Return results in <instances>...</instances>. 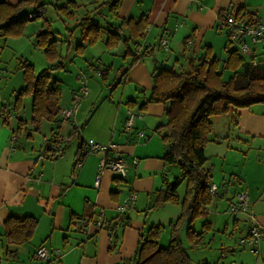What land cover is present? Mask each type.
Here are the masks:
<instances>
[{
    "label": "crops",
    "instance_id": "0c3cea01",
    "mask_svg": "<svg viewBox=\"0 0 264 264\" xmlns=\"http://www.w3.org/2000/svg\"><path fill=\"white\" fill-rule=\"evenodd\" d=\"M4 1L15 4L18 0ZM44 1L54 2L60 6L68 0ZM73 1L77 4L75 7L72 3L66 4V12L72 13L70 17L63 12L59 16L54 9H51L50 14L48 7L45 6L44 19L56 31L55 36L62 40L60 49L63 48L65 51L63 53L59 49L61 59L63 62L69 59L74 63L80 71L79 75L99 70L101 78L100 72L108 68L106 79H101L102 84L97 88V98L106 92L107 86L113 85V79L110 78L112 62L105 63L103 57L119 44L117 47L107 49L104 43L106 36L101 35L95 44L87 46L83 53L76 54L74 46L84 42L81 38V29L78 33L80 41L74 44L72 37L77 30L75 24L81 14L101 2L110 4L116 0ZM118 2L116 15H113L107 6L103 8L105 18L117 25L121 18L147 15L146 34L139 39L138 50L151 49L152 64L154 57L166 67H176L178 64L186 63L189 58H197L203 52L201 49L203 45L211 46L213 54L218 58L214 48L224 50V58H219L222 64L226 58V34L220 23L227 13L235 12L240 6H244L256 21L264 23V0H118ZM30 10L27 8L23 12ZM54 21L61 23V29L57 28ZM40 26L41 29L38 31L44 29L45 25ZM162 41L166 43L162 44ZM260 41H264V33L255 43ZM33 45L39 48L36 45V38ZM124 49L123 45L121 50L114 52L115 55L121 56L119 66L130 59L123 57ZM253 49L254 52L248 54L249 58L264 60V57L257 55V49ZM221 50L218 54H222ZM145 57L136 62L125 74L126 78L127 75L130 78V85L124 81L120 90L119 86H115L109 93L111 99L96 105L94 97L96 90L94 92L92 90L88 92L90 97L86 96V99L80 102L69 119L59 122L43 120L38 130H34L31 122V104L29 114L26 113L27 105L23 103L24 100L19 111H15L14 100L7 101V95L0 91V108L5 107L3 118L5 117L7 122V124L2 122L0 111V264H132L131 258L138 245L140 233L145 232L151 225L164 226L159 242L168 243L167 225L180 215V205L164 202L154 208H147L154 203L157 191L165 186L164 180H172L180 170L174 171V166L164 164L163 155L167 146L155 129L157 124L166 122L165 106L161 103L148 102L145 108L139 109L140 104L146 102L150 94L152 80L146 76L143 81L138 71L132 76V69ZM24 60L34 63L27 58ZM44 64L42 69L46 68L49 62L45 59ZM78 76L76 75L77 78ZM52 79H55L61 88L59 82L62 79L58 76ZM138 86L143 87L142 99L138 95ZM76 91L77 88L71 85L70 95H66L61 88L59 107L69 106ZM116 92L118 99L117 104H114ZM128 100L133 102L127 103ZM129 113L134 114L133 125L125 131V121ZM18 120H21L20 125ZM212 124L213 129L204 148L206 161L203 167L210 181L220 187L211 203L206 206L205 217L199 229L194 227L195 221L193 222L196 231L201 229L205 221L210 222L211 228L204 233L202 241L197 245L190 244L184 234V228L180 232V238L184 234L189 243L188 247L183 244L187 251L189 248L197 249L211 244H215V247L221 250V254L212 260H209L210 256L201 255L197 264H229V256L232 257L230 262L235 263L234 252L245 248L240 244V239L247 234L251 215L264 234V171L260 173L262 177L259 178L237 168V162L245 158L251 146L264 151V103L240 108L235 114L232 112L212 117ZM53 133H56L57 143L62 147V152L49 157L43 143ZM87 138L100 143H113L107 156L116 154L123 156L127 162L126 175L121 177L110 168H100V161L104 156L102 152L86 154L81 165L76 166L78 142ZM239 153L242 156H239ZM134 159L137 160L136 163ZM97 175H100L99 180L96 179ZM239 191L246 192L247 206L234 212L230 206L237 201L236 194ZM185 192L186 181H182L177 187L180 199L184 197ZM100 209L104 213V219L111 226L118 216L128 217L127 224H119L114 228L116 243L107 228L98 227L94 222L85 223V219H90ZM11 215H30L36 218V227L28 241L21 244L6 241L5 221ZM181 240L183 243L182 238ZM262 240L264 237L255 243L254 250L249 246V252L241 250L237 257L247 259L242 260L241 264H264ZM40 245H44L50 252L48 260L34 256ZM251 256L252 261L249 259ZM191 264H195L192 258Z\"/></svg>",
    "mask_w": 264,
    "mask_h": 264
},
{
    "label": "trees",
    "instance_id": "16d2710c",
    "mask_svg": "<svg viewBox=\"0 0 264 264\" xmlns=\"http://www.w3.org/2000/svg\"><path fill=\"white\" fill-rule=\"evenodd\" d=\"M67 3H72L74 7L77 5L73 0H68L60 6L44 0H18L15 4L1 0L0 36L22 35L26 23L39 16L30 17L29 13L43 8L42 15H45V6L48 4L53 6L57 15L60 16L63 12L70 17L72 13L66 12ZM106 6L113 15H116L119 2L118 0L110 4L101 2L78 18L75 26L80 27L84 42L77 43L74 51L76 54L83 53L87 46L95 44L100 39L102 30H106L104 43L107 49L114 48L122 42L125 48L123 57H130V59L119 66L118 76L113 81V84L116 82L115 85H117L136 62L145 56L152 55L151 49L138 50L139 39L146 34L148 18L145 14H141L138 18H121L119 23L114 25L108 22L102 12ZM27 8L31 10L23 12ZM227 14H233L236 18H245L250 23L258 22L244 6ZM222 29L226 34V58L222 64L209 45L201 47L203 52L197 58H189L186 63L178 64L176 67H166L153 57L150 94L146 102L140 104L139 109L145 108L148 102L161 103L165 106L166 122L157 124L155 129L167 146L163 155L164 164L178 163L180 173L172 180H164L165 186L157 191L154 203L147 209L164 202H172L180 205L181 212L167 225L169 239L166 245H161L159 242L164 229L163 225H151L145 232L140 233L138 245L131 258L132 264H191V257L182 243L180 232L182 228L185 229L184 234L192 246L202 241L204 233L210 230L211 224L205 221L201 229L196 231L193 228V222L204 214L206 206L211 203L220 187L217 184L215 192L209 191L212 182L203 167L206 161L204 148L213 129L212 117L232 112L235 114L240 108L264 103V60L247 59L235 44H230L227 30ZM55 35L56 31L50 27L49 23L35 34L36 45L49 62L46 68L35 72L34 65L24 59L20 60L19 64L24 85L15 95L13 110L19 111L23 97L31 96V122L34 130H38L43 120L53 122L63 120L59 107L61 88L51 77L52 70L62 68L64 65L59 53L62 40ZM107 70L108 68L100 72L102 80L106 79ZM225 70L229 71L227 76H224ZM131 101L128 100L127 103ZM0 111L2 122L7 124L6 118H3L5 107L1 106ZM20 122L21 120H18V125ZM84 141L80 139L78 142L75 160H83L88 154L83 148ZM52 142H58L56 133L43 143L49 157L58 153L51 146ZM57 147L62 152V147L59 145ZM182 181H186V192L180 199L177 187ZM172 182H174L173 185ZM127 218L125 215L118 216L112 226L104 220L102 227L107 228L114 236L115 243L117 237L114 228L119 224H127ZM36 223V218L30 215L9 216L5 221L6 241L13 244L28 241ZM261 234L264 237L262 230ZM247 236L248 230L244 237ZM240 244L248 247L241 241Z\"/></svg>",
    "mask_w": 264,
    "mask_h": 264
},
{
    "label": "rangeland",
    "instance_id": "374dc122",
    "mask_svg": "<svg viewBox=\"0 0 264 264\" xmlns=\"http://www.w3.org/2000/svg\"><path fill=\"white\" fill-rule=\"evenodd\" d=\"M48 7V10L50 12V14H52V10H53V6L48 4L46 5V8ZM52 9V10H51ZM46 15H39L36 18L28 21L24 27L23 30V34L20 36H7V37H1L0 36V91L4 92L7 96L6 99L7 101H12L15 99V95L17 93V90L23 85V78H22V71L21 68L19 66L20 64V60L22 59H30L32 60L34 63V68H35V72H38L42 69V67L45 65V56L43 54V52L41 51V49L37 48L35 45H33V42L35 40V33L36 31H38L39 29H41L40 24H44L45 26H47V23L45 21ZM264 21V20H263ZM35 22V23H34ZM51 22V20H50ZM55 22V21H54ZM53 23V22H52ZM57 23V22H55ZM264 24V23H263ZM55 25V24H54ZM44 26V27H45ZM56 27V26H55ZM57 28L61 29V23H57ZM76 32L75 34H73L72 37V41L74 44H76L78 41H80L79 39V32H80V27L79 26H75ZM102 37L106 36V30H102ZM117 47V46H116ZM253 48L257 49V55L259 57H264L263 51H264V41H260L259 43H255L252 45ZM123 48V44L122 42L119 43V46L115 49H112L111 52L108 53V55L103 57V61L105 63H108L109 61L112 62V70H110V78L111 80L114 79L118 76V68L120 65L121 60V56L120 55H115L114 52H116L118 49L121 50ZM218 48H214V53L217 54L219 56V58L223 59L224 58V50H221L220 53L222 54H218L220 50H217ZM61 52L64 53V49L61 48L60 49ZM63 50V51H62ZM246 58H249L250 56L248 54H245ZM123 63V62H122ZM124 64V63H123ZM153 64H152V58L150 56H146L143 60H141L138 65H136V67H134V69H132V76L138 71L139 73V77H142L143 81L144 78L146 79V76L151 79L150 76V72L152 70ZM91 71V70H90ZM99 71V70H98ZM98 71H94L93 73L89 71L86 72V75L84 74V77L86 78V85L88 88V92H94L95 90V102L96 105L101 104L102 102H104L105 100L108 101L110 97V92L112 91V89L115 88V86H119V90L122 88L124 81H126L125 83H128L130 85V78L127 75L122 77V79H120L121 81L117 84L116 82H114V84L112 86H107V90L106 92L103 93V95L97 96L96 98V92H97V88L98 86H100L102 83V80L98 74ZM52 77L54 78V76H58L60 77V79L62 80L59 82L61 85L62 90L64 91V93H66V95H70V88L71 85H73V87L77 88V90H79L80 88V78H79V73L80 71L77 70L76 66L74 63H71V61H69V59H65L64 62V67L62 68H58L56 70H52ZM224 76L228 75V71L225 70L224 72ZM127 74V73H126ZM76 75L78 76V78L76 77ZM82 75V73L80 74ZM120 76L118 77L119 80ZM141 79V78H140ZM18 80H19V84H18ZM21 80V83H20ZM116 81V80H115ZM17 83V84H16ZM16 88L15 90H12V88ZM139 91H138V95H140V98L142 99L143 97V87L142 86H138ZM77 92V91H76ZM92 94V93H91ZM116 94V95H115ZM114 94V104H117V92ZM90 97V93L87 94V98ZM85 98H83L82 100H85ZM24 100V104L27 105V114L30 113V104H31V96L26 95L23 97ZM82 100L80 102H82ZM72 103V102H71ZM71 104L67 107H70ZM79 106V105H78ZM67 107H63V108H67ZM99 114V113H98ZM97 114V115H98ZM37 139V138H36ZM88 139V138H87ZM85 139V140H87ZM239 156H242L241 153H239ZM174 166V171L179 172L180 167L179 164H171L170 167ZM237 168L240 169L241 171L252 175L254 177H260V173H262L264 171V151L256 146H251L248 154L245 156V158H242V160H239L237 162ZM205 214L200 217L197 218L194 222V227L196 229H199L200 223L204 220ZM220 236V235H219ZM181 238L183 239V244L188 247L189 243L188 241L185 239L184 234L181 235ZM264 241V240H262ZM161 245H166V243H162ZM243 247V246H242ZM255 248V247H254ZM242 251H246L249 252V247H245V248H241ZM236 250L234 252V260L236 261L235 263L230 262L232 260L231 255L228 258V263L230 264H241L242 260H247V259H243L241 256L240 258H238V254L241 252ZM254 250V249H253ZM258 251V250H257ZM188 252L190 253V256L192 258L193 263L197 264V261H199V258L201 255L205 254L207 256H210L209 260L215 259V257L217 255H220L221 250L215 247V244H211L210 246L204 245V247H199V248H189ZM252 252V251H251ZM253 254H257V252H252ZM238 256V257H237ZM240 259V260H239ZM250 261H252V256L251 258L249 257ZM243 264V263H242Z\"/></svg>",
    "mask_w": 264,
    "mask_h": 264
},
{
    "label": "built area",
    "instance_id": "2783aa9c",
    "mask_svg": "<svg viewBox=\"0 0 264 264\" xmlns=\"http://www.w3.org/2000/svg\"><path fill=\"white\" fill-rule=\"evenodd\" d=\"M44 12L43 8H40L38 11H34L29 13V16L42 15ZM220 27L225 28L228 32L230 44H235L238 50L241 53L249 54L254 52L252 45L258 40V38L264 32V24L261 22H248L245 18H236L233 14H226L225 18L221 21ZM165 41H162V44H165ZM80 88L78 92L74 95V99L71 103L70 107L61 108L60 116L63 119L69 118L73 112L76 110L80 101L85 98L88 94V88L86 85V80L83 75L80 77ZM134 114L129 113L127 120L125 121L124 129L128 131L130 127L133 125ZM142 133L140 132V135ZM51 146L53 149H56L58 153L61 152L58 149V144L56 142H52ZM113 147V143H100L92 138L87 139L83 142V148L86 153H95L102 152L104 156L100 161V168H110L115 174L119 176H124L127 173V162L123 156L120 154H116L114 156L108 157V151ZM134 163L137 162L136 159L133 160ZM82 160H76L75 165L80 166ZM100 175L96 176V179L99 180ZM217 190V184L212 182L209 186V191L215 192ZM237 201L230 206L231 211H239L243 210L247 206V194L244 191H239L236 194ZM134 198V195L131 197ZM251 224L248 228V236L242 238L240 241L252 249L255 247V243L258 242L259 239L263 238L260 230V225L255 221L253 215L250 216ZM104 213L102 209L99 210L97 214H93L90 219H85V223L94 222L96 226L102 227L104 223ZM34 256L39 259L48 260L50 258V252L44 245H40L35 250Z\"/></svg>",
    "mask_w": 264,
    "mask_h": 264
},
{
    "label": "water",
    "instance_id": "95a60500",
    "mask_svg": "<svg viewBox=\"0 0 264 264\" xmlns=\"http://www.w3.org/2000/svg\"><path fill=\"white\" fill-rule=\"evenodd\" d=\"M174 182H172V185H173ZM172 187V186H171Z\"/></svg>",
    "mask_w": 264,
    "mask_h": 264
}]
</instances>
